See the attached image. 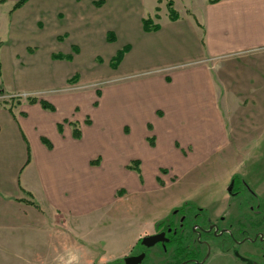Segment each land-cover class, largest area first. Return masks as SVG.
I'll return each mask as SVG.
<instances>
[{"label": "crops", "instance_id": "0c3cea01", "mask_svg": "<svg viewBox=\"0 0 264 264\" xmlns=\"http://www.w3.org/2000/svg\"><path fill=\"white\" fill-rule=\"evenodd\" d=\"M17 1L0 0V154H12V169L19 167L17 194L0 181L1 205L50 214L55 221L102 208L109 203L111 187L162 195L194 170L218 140L227 143L225 123L216 135L214 119H229L230 127L236 119H264V0H207L198 15L191 11L186 21L179 16L170 20L156 57L186 63L169 74L148 75L108 91L96 89L95 115L87 119L89 113L80 118L64 113L70 94L45 98L54 110L29 102L28 94L48 71L40 69L34 48L44 21L83 26L104 19L106 9L114 12L120 0H26L14 9ZM53 35L71 36L67 30ZM188 43L195 54L169 52ZM128 53L130 48L119 67ZM51 58L54 64L63 60ZM73 106L81 112L78 104ZM135 160L139 172L129 168ZM179 200L164 216L143 219L139 236L150 233Z\"/></svg>", "mask_w": 264, "mask_h": 264}, {"label": "rangeland", "instance_id": "374dc122", "mask_svg": "<svg viewBox=\"0 0 264 264\" xmlns=\"http://www.w3.org/2000/svg\"><path fill=\"white\" fill-rule=\"evenodd\" d=\"M167 1L135 0L134 4L133 0H120L112 7L114 12H107L106 9L104 19L86 22L83 26L67 21H44L40 40L34 50L40 69L48 71L41 75L28 96L37 99L43 97L50 102L45 98L70 94L71 104L62 109L64 113L78 118L81 113H89L87 119L95 115L92 101L96 89L108 91L148 75L169 74L185 64L186 61L177 57L174 58L177 60L166 62L156 57L157 51H160L161 36L170 24ZM172 1L181 21H186L187 14L190 15L192 11L198 15L207 0ZM156 7L158 10H155ZM146 17H150L159 28L144 31L141 20ZM109 27L115 37L112 41L105 38ZM61 30H67L71 36L54 37V32L58 34ZM126 44L130 47V53L120 67L118 63L114 66L112 58ZM184 47L178 52L176 49H169V52L195 54L189 43ZM53 55H60L63 60L54 64ZM68 56L73 59L66 58ZM133 61L135 64L131 65ZM74 104L80 106V113L74 112ZM222 122L227 127L224 133L227 143L222 145V141L218 140L214 150L199 160L194 170L164 189L162 195H159V191L139 195L129 193L123 186L111 187L107 196L109 203L102 208L89 210L84 215L58 216L55 221L50 214L39 216L33 210L23 213L17 206L0 204V264L111 263L135 251L133 245L139 237V224L143 219L151 222L153 218L164 216L176 200L180 199L178 205L188 201L202 206L211 216L231 208L232 203L224 204L226 192H223V188L234 172L242 174L257 197L264 200V119H236L235 127L234 121L231 127L228 125L229 119H214L216 135L220 134ZM15 154L18 155V152ZM12 158L9 152L0 154V181L5 188H14L11 194H17L19 167L17 171L12 169ZM161 174L167 179L165 169ZM159 184L164 183L159 180ZM260 208L264 209V206L260 205ZM259 247L264 252V243ZM247 250L260 251L246 243L242 251ZM205 264L237 262L215 253L209 255Z\"/></svg>", "mask_w": 264, "mask_h": 264}, {"label": "flooded vegetation", "instance_id": "af4514ba", "mask_svg": "<svg viewBox=\"0 0 264 264\" xmlns=\"http://www.w3.org/2000/svg\"><path fill=\"white\" fill-rule=\"evenodd\" d=\"M223 192L224 204L232 203L231 208L211 216L202 206L181 203L156 221L150 233L137 238L134 252L107 264H127L125 258L141 254L137 264H205L215 253L237 264H264V252L259 247L264 243V209L260 208L264 200L238 172L230 175ZM158 234L162 236L155 243H142L144 237ZM246 243L260 251H242Z\"/></svg>", "mask_w": 264, "mask_h": 264}, {"label": "trees", "instance_id": "16d2710c", "mask_svg": "<svg viewBox=\"0 0 264 264\" xmlns=\"http://www.w3.org/2000/svg\"><path fill=\"white\" fill-rule=\"evenodd\" d=\"M26 0H18L15 5H14V9L21 6ZM160 1V0H158ZM217 0H209L210 3L216 2ZM155 10H158V7L155 8ZM167 10H168V18L170 20H175L178 18V13L176 12V10L173 8V1L172 0H168L167 1ZM142 22V28L144 31H153V30H157L159 28V25L157 23H154L153 20L150 17H146V18H142L141 20ZM114 39V35L112 33H110V31L107 33V40L112 41ZM129 45H124L121 49H119L116 53V55H114L113 59V65L115 66L117 63H119V61L122 59L123 55L125 52H127L129 50ZM77 51V49L75 50ZM54 58H62L60 55H53ZM68 59H71V56L66 57ZM97 94H99V91H96ZM29 102L31 103H35L38 102L43 108L45 109H49V110H54V106L44 100V99H37L35 97H30L29 98ZM73 134L75 137H78L80 135L79 130L75 127L73 129ZM43 142H47L45 139H42ZM149 142L151 144H153V139L152 137L149 138ZM129 168L136 170L137 172H139V168H138V161L135 160L131 163V165L129 166ZM27 201V200H26ZM31 204L34 205L33 202L27 201Z\"/></svg>", "mask_w": 264, "mask_h": 264}, {"label": "water", "instance_id": "95a60500", "mask_svg": "<svg viewBox=\"0 0 264 264\" xmlns=\"http://www.w3.org/2000/svg\"><path fill=\"white\" fill-rule=\"evenodd\" d=\"M162 234L154 235V236H146L142 239V243L146 245H151L156 241L161 239ZM142 259V254L137 257H127L125 258V262L127 264H137Z\"/></svg>", "mask_w": 264, "mask_h": 264}]
</instances>
